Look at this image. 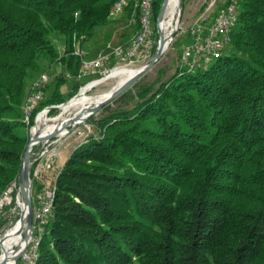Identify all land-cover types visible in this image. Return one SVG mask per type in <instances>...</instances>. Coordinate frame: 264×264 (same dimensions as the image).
<instances>
[{"label": "trees", "instance_id": "trees-1", "mask_svg": "<svg viewBox=\"0 0 264 264\" xmlns=\"http://www.w3.org/2000/svg\"><path fill=\"white\" fill-rule=\"evenodd\" d=\"M114 2L0 0V196L23 167L32 80L45 60L60 64L45 103H64L75 44L111 20L110 39ZM231 36L206 66L181 65L157 87L141 77L88 118L98 135L65 161L32 264H264V0H240ZM119 102L134 105L109 108Z\"/></svg>", "mask_w": 264, "mask_h": 264}, {"label": "built area", "instance_id": "built-area-1", "mask_svg": "<svg viewBox=\"0 0 264 264\" xmlns=\"http://www.w3.org/2000/svg\"><path fill=\"white\" fill-rule=\"evenodd\" d=\"M153 3L154 0H115L110 8L109 18H118L132 4L133 12L130 23H135L138 18L139 28L125 44H115L109 41L95 58L87 59L84 49L75 44V54L82 58L78 73L79 79L95 75L101 69L108 72L120 65L133 62L145 52L149 53L152 50L156 43ZM213 5L214 2L195 20L189 31L191 39L181 53V65L190 70L206 66L215 58L220 57L230 42L232 31L237 24L240 0H226L216 13L211 10ZM49 81L50 74L47 71L38 75L32 81L23 107L28 136L27 145H29L30 152L31 190L34 189L37 193L35 197L32 193L34 206L32 231L38 235H35L36 240L18 259L6 256L2 240L9 228L5 229V227L7 221L9 225L12 224L11 227L13 226V220L21 207L18 193L15 206L7 209L11 206L13 191L16 189L18 192L19 190L15 182L0 196V264H32L33 258L37 256L38 243L44 232V226L52 214L56 180L63 167L55 166V155L51 152L50 145L54 142V137L60 140L69 134V127L60 129L55 136H51L57 129L49 130V126L58 124L62 115V113L54 115V111L61 109L64 104H44ZM4 230H6L5 233H3Z\"/></svg>", "mask_w": 264, "mask_h": 264}, {"label": "rangeland", "instance_id": "rangeland-1", "mask_svg": "<svg viewBox=\"0 0 264 264\" xmlns=\"http://www.w3.org/2000/svg\"><path fill=\"white\" fill-rule=\"evenodd\" d=\"M182 1H183V6L181 8L180 17H179V28L173 35V38L171 39L169 46L165 50L162 57L142 77L143 82H146V83L156 82V87H157L159 85V81L167 80L176 71L177 68L181 67V60H180L181 53L184 47L189 43L191 39L189 31H190L191 26L195 22V20L199 18L203 12H205V10L210 6L212 2H214V5L212 6L211 10H213V12L216 13L222 8L226 0H182ZM128 12H129V9H126L125 12L121 14L118 18L112 19L118 22V24L121 26L123 25V23L125 24L124 27L122 26L120 32L122 33V35L125 37V40L127 41H129L134 35V33L137 31L135 24L126 25ZM175 16H176V12H174L171 15V17L168 19L167 24H166V29H165L166 32L172 30V27L174 25ZM111 26H112L111 20L108 24L98 26L96 28L94 36L90 40L85 41L84 46H82V48L84 47V49L93 51L98 45H100L103 42L104 35L105 36L111 35L113 31ZM159 37H160V34L158 30V19H157V26H156V33H155V41L157 44L159 41ZM231 39H232V36H231ZM231 39L225 51L231 49ZM54 40L57 46L59 47L60 52L62 53L64 50V41L60 39V37H55ZM154 54L155 52H153L152 50L149 53L145 52L143 56L136 58L133 62L123 64L121 65V67H129V68L142 67L143 65L149 63L153 59ZM87 59H91V58L88 56ZM62 70H63V67L60 64L49 65V62L47 60L43 62L42 71H47L50 74V81L46 88L45 101L47 100V98L51 97L54 91L56 75L60 74ZM116 70L117 69L113 71H116ZM111 71L112 70L105 72L104 69H101L100 72L96 73L95 75H92V76H89L83 79H79L78 77L77 78L69 77L68 81L62 86V92H63V95L67 98L65 102L67 103L69 100L70 101L67 103V106L64 109L61 108V109H57L54 111V115H60L62 113L59 119L60 122L58 124L62 122H66L70 117L75 115V112H76V110L74 109L75 102H72L71 99L75 95H77L80 92V89L82 87L84 88L86 84L89 85L95 80L105 78L100 83L95 85L91 90L83 93L80 97H78L77 101L83 100L88 95L109 92L116 85V82H117L115 78L110 77V74L113 72ZM75 86H79V89L77 90L75 95L70 97V95L74 92ZM45 101H44V104H47L45 103ZM120 104L125 105L127 107H132L134 105L133 102H129L126 104L119 102V103L110 104L109 108L113 109L115 107H118ZM93 115L95 116L96 119L101 116L100 113H97V114L95 113ZM70 129L71 131L69 132V134H67L63 139L59 140L58 137H54V142H52V144L50 145L51 152L55 155V166L57 168L63 167L65 161L68 159V157L72 154V152L76 148L85 144L91 138V136L98 135L95 124L88 122V120L83 121L77 126L71 125ZM50 173L51 172H49V174ZM16 182H17L16 187H18L19 183L18 181ZM18 193H19V190L17 194ZM32 193L34 197L37 194L34 189L33 191H31V194ZM23 200L24 199L22 195V202ZM20 206L21 207H19L18 214L15 216L13 223H16V221L18 220V217L22 218L23 216L24 208L22 205ZM11 225L12 224L9 225L7 221L5 229L10 228ZM5 231L6 230H4L3 233H5ZM25 233H26V229H24L20 234L22 235V237H24ZM35 240H36L35 231L34 232L32 231L29 244L27 245L26 248H28L29 245L33 244ZM11 242L12 244L15 245V247H17L16 236L15 237L12 236Z\"/></svg>", "mask_w": 264, "mask_h": 264}, {"label": "bare ground", "instance_id": "bare-ground-1", "mask_svg": "<svg viewBox=\"0 0 264 264\" xmlns=\"http://www.w3.org/2000/svg\"><path fill=\"white\" fill-rule=\"evenodd\" d=\"M174 12H176V16L174 19V25L172 27V30L179 27V17H180V12H181L180 0H170L166 15L160 21L161 32H162V35L166 39H168L170 37V34L172 32V30L166 32V30H165L166 24H167L168 19L171 17V15ZM143 66H145V65H143ZM142 67L129 68V67H121V65H120V66L114 68L113 70H115V69H117V70L116 71L112 70L113 72L111 71L112 73L110 72L111 74L110 73L109 74H110V77L115 78L117 82H116V85L109 92L99 93V94L96 93L93 95H88L83 100L77 101L78 97H80L83 93L91 90L95 85L100 83L105 78L95 80L94 82H92L89 85L86 84L87 85V86L85 85L86 87L85 86H84V88L82 87L80 93L76 97L71 99L72 102H75L74 109L76 110L75 116L77 118L74 125L77 126L78 124L82 123L84 121L85 116L88 113V110H90L93 105H96V104L100 103L101 101H103L110 94V92H112L115 88L120 86L128 78L132 77L134 74L139 72V70ZM70 118L66 122H62L60 124L49 126V130H55V129L59 128L60 126H62L63 124L69 123ZM22 189H23L22 187L19 188V195H20L19 201H20V205H22L24 208L23 216L20 220H18L19 222L16 221V223H14L13 226L8 229L4 239L2 240V243L4 244V248L6 250V256L11 257V258L16 257L17 255H19L23 251V249L25 248V246L27 245V243L31 237L30 231L27 228V216H28V195H27V191H28V186H26V188H25L26 192L24 194L22 193ZM22 195H23V199H24L23 202H22ZM24 229H26L25 234H27V235L26 236L24 235V237H22V235L20 233ZM12 236H14V237L16 236V238H17V243H16L17 247H15V245L12 244V242H11ZM12 248L14 250H12Z\"/></svg>", "mask_w": 264, "mask_h": 264}, {"label": "water", "instance_id": "water-1", "mask_svg": "<svg viewBox=\"0 0 264 264\" xmlns=\"http://www.w3.org/2000/svg\"><path fill=\"white\" fill-rule=\"evenodd\" d=\"M170 0H163L161 3V7L158 13V30H159V41L156 47V51L154 54L153 59L145 64V66H143L139 72H137L136 74H134L132 77L128 78L125 82H123L120 86H118L117 88H115L112 92H110V94L100 103L96 104L95 106H93L90 110H88L87 115L84 118L85 120H88L89 117H91L93 114L97 113L104 105L108 104L109 102H111L112 100H114L116 97L120 96L123 92H125L127 89H129L132 85H134L141 77H143L155 64L156 62L162 57V55L164 54L165 50L167 49V47L169 46V43L171 41V39L173 38V35L175 34V32L178 30V28L172 30L170 37L168 39H166L161 32V28H160V21L165 17L168 6H169ZM183 6V1L180 0V9ZM82 89V88H81ZM80 89V91H81ZM80 93V92H79ZM78 93V94H79ZM77 94V95H78ZM77 95H75L74 97H76ZM73 97V98H74ZM66 102H64L63 104H65ZM76 116H72L70 118L69 123H65L62 126H60L59 128H57V130L51 134V136H55L60 129H65L68 128L69 132L71 131L70 126L74 125V123L76 122ZM18 183H19V188H23L22 189V193L24 194L26 192L25 188L26 186H28V191H27V195H28V216H27V228L30 231V234L32 232V227H33V201H32V194H31V176H30V152H29V145L26 146L25 152L23 154V167L18 179ZM21 218V217H20ZM27 234H25L26 236ZM29 243V241H28ZM27 243V245H28ZM27 245L25 246V248L23 249V251L17 255L16 257H14L15 259H18L21 254L25 251Z\"/></svg>", "mask_w": 264, "mask_h": 264}, {"label": "crops", "instance_id": "crops-1", "mask_svg": "<svg viewBox=\"0 0 264 264\" xmlns=\"http://www.w3.org/2000/svg\"><path fill=\"white\" fill-rule=\"evenodd\" d=\"M113 25L117 26V29L114 31V33L112 34V36L108 40H106L105 35H104L103 42L100 45L106 44L109 41L116 42V41H119V40H124V42H126V43L128 42L127 40H125V37L124 36H121L122 33L120 32L122 26L124 27L125 24L123 23V25L121 26V25L118 24V22H115ZM83 46H84V44H83ZM83 49H84V47H83ZM84 51L86 52V54L89 57H91V58L94 57V56L91 55L94 50L93 51H90V50L84 49Z\"/></svg>", "mask_w": 264, "mask_h": 264}]
</instances>
